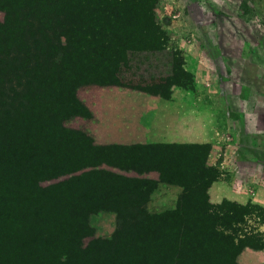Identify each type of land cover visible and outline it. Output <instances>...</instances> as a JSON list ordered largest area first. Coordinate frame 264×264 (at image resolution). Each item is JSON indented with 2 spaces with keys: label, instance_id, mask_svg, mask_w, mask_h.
Returning a JSON list of instances; mask_svg holds the SVG:
<instances>
[{
  "label": "trees",
  "instance_id": "trees-1",
  "mask_svg": "<svg viewBox=\"0 0 264 264\" xmlns=\"http://www.w3.org/2000/svg\"><path fill=\"white\" fill-rule=\"evenodd\" d=\"M156 2L0 0V264H237L243 250H264L263 207L209 201L221 176L210 144L95 145L65 126L89 116L77 97L85 62L132 80L164 60L172 86L195 89L154 21ZM158 183L181 193L151 214ZM99 212L116 215L110 239L93 237Z\"/></svg>",
  "mask_w": 264,
  "mask_h": 264
},
{
  "label": "rangeland",
  "instance_id": "rangeland-1",
  "mask_svg": "<svg viewBox=\"0 0 264 264\" xmlns=\"http://www.w3.org/2000/svg\"><path fill=\"white\" fill-rule=\"evenodd\" d=\"M154 12V21L168 38V48L183 56L184 68L195 73L197 87L189 92L172 86L164 60L151 69L144 67L132 80L128 76L118 78L115 67L108 64L83 63L84 76L77 97L89 111V116H75L66 121L65 126L85 133L95 145L116 144L113 143L115 140L128 135L143 139V126L154 114L153 109L169 101L172 93L194 94L201 105H211L212 109L220 111L225 109L221 95L230 91L257 94L259 103L264 105V0H157ZM2 20L3 13H0ZM242 48L248 57L244 61L243 78L240 70L244 66L240 58ZM226 57L230 63L232 61V68L225 65ZM90 69L91 75L106 70L98 80L97 74L91 77ZM123 124H130V130L137 124V130L123 129ZM220 147L223 152L224 146ZM220 159L222 157H217L211 162ZM102 168L128 177L158 180L156 172L138 175L107 166ZM218 170L223 179V171ZM64 178L41 185L46 187ZM172 187L158 183L146 210L158 214L174 209L181 188L174 191ZM89 225L93 228L94 238L110 239L116 228V215L113 212L96 213L90 216ZM248 225L254 226V220L248 221ZM259 229L264 232V226ZM90 239L85 238L84 244Z\"/></svg>",
  "mask_w": 264,
  "mask_h": 264
},
{
  "label": "crops",
  "instance_id": "crops-1",
  "mask_svg": "<svg viewBox=\"0 0 264 264\" xmlns=\"http://www.w3.org/2000/svg\"><path fill=\"white\" fill-rule=\"evenodd\" d=\"M242 49L240 58L243 66L248 57L244 55L245 48ZM228 59L226 57L225 65L232 68V61L230 63ZM244 67L246 68L244 65L240 69L242 78L245 74ZM171 95L169 101H164L153 109L154 114L143 126V139L128 135L113 143L210 144L212 149L208 164L222 170L223 179L220 178L209 187V201L219 204L228 200L264 208V105L259 103V96L250 92L230 91L221 95L225 109L220 111L212 109L211 105H201L197 96L191 93ZM136 125H133L132 131L137 130ZM122 126L123 129L130 130V124ZM221 145L224 146L223 152ZM217 157H222L221 161L212 163L211 160ZM172 188L174 191L180 189L175 186ZM237 264H264V250H243Z\"/></svg>",
  "mask_w": 264,
  "mask_h": 264
}]
</instances>
